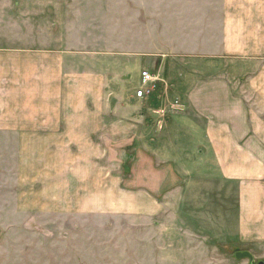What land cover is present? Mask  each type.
<instances>
[{
    "label": "crops",
    "instance_id": "crops-1",
    "mask_svg": "<svg viewBox=\"0 0 264 264\" xmlns=\"http://www.w3.org/2000/svg\"><path fill=\"white\" fill-rule=\"evenodd\" d=\"M8 1L0 0V132L3 137L4 130H10L12 143L22 145L25 158L19 156L18 168L21 163L20 168L35 170L32 156L44 152L43 167L54 176L48 183L44 180L45 191L37 198L42 204L39 208H57L61 195L67 202L65 193L79 192L87 193L80 198V206L99 208L100 192L115 191L125 194L119 201L127 207L131 187L99 188L102 142L103 159L130 165L131 175L148 180L172 169L167 174L177 178L172 194H181V187L188 186L189 191L203 187L209 192L216 191L213 186H233L241 233L264 241V71H259L257 63L264 56V28H244L243 16L249 14L244 0H156L163 1V7L171 1L170 9L152 10L151 28H203L204 37L196 40L199 45L195 43L202 57L167 64L159 72L175 83V91L159 89L139 99L138 84L127 104L109 111L110 120L104 122L82 118L87 91L75 69L65 73V56L37 49L30 41L23 46L14 37L4 40L2 28H21L14 17H21L19 7L14 5L15 14L13 0ZM36 1L28 0L32 3L23 6L21 15L36 17ZM104 1L110 4L106 14L100 9V23L81 24L75 15L65 21L60 17V28H149L150 24L133 21L131 10L112 11L111 3L117 0ZM45 22L44 28L58 27ZM95 90L97 96L102 93L100 83ZM66 108L80 119L61 117ZM95 111L98 119L99 110ZM136 169L139 172H132ZM26 178L25 186L37 180ZM154 178L144 181L150 187L141 191H157L160 183ZM77 196L72 199L75 203ZM176 199L181 206L179 196Z\"/></svg>",
    "mask_w": 264,
    "mask_h": 264
},
{
    "label": "rangeland",
    "instance_id": "rangeland-1",
    "mask_svg": "<svg viewBox=\"0 0 264 264\" xmlns=\"http://www.w3.org/2000/svg\"><path fill=\"white\" fill-rule=\"evenodd\" d=\"M42 2L36 1V17L28 18L21 15V10L32 2L13 0L14 11L15 4L19 7L21 17H14L21 28H2L4 40L12 41L14 37L23 46L30 41L37 49L65 56V73L70 74L71 69H75L82 75L87 91L83 97L84 120H110L109 111L118 104H127V99L137 89L136 85L140 84L139 73L143 70L159 78L151 96L159 89L175 91V83L161 74V68L167 64L171 66L173 62L202 57L201 47L195 43L204 37L203 28L200 31L198 28H151L154 24L152 10L170 9L171 1L165 2L164 7L163 1L156 0H117L116 4L111 3L112 11L131 10L130 18L137 23L150 24L149 28H60V20L75 15L80 16L81 24H91L92 20L100 23L102 17L98 19L99 13L103 12L100 9L106 14L110 2ZM243 3L244 10L249 13L243 16L244 28H264V0H244ZM28 19L32 21L31 26H28ZM44 21L58 27L44 28ZM257 63L259 71H264V56H259ZM97 82L102 92L99 96L95 90ZM97 109L99 118L95 119ZM60 116L80 119L79 114L68 108L61 111ZM10 132L4 130L3 137L0 132V264H251L247 259H236V252H249L253 264L264 263V241L253 240L251 235L241 233L237 194L233 186H213L216 190L213 192L203 187L189 191L191 187L188 186L187 189L181 187V194H172L170 190L177 184V178L169 176L172 169L162 176L153 174L148 180L140 176L141 182L139 176L131 175L130 165L124 167L108 158L103 159L105 145L102 142L97 178L99 188L131 187V193L126 195L131 200H127V207L119 201L125 198V194L115 191L100 192L99 208L86 203L84 207L80 206V198L87 196L81 192L65 193V196L68 194L67 202L61 195L57 208H39L42 204L37 198H41L45 191L44 180L50 182L48 178L54 173L44 169V152L40 151L32 156L36 159L35 170L20 168L21 163L18 168L19 156L24 159L25 151L22 145L12 143ZM83 162L86 168L87 162ZM95 171L89 170V176ZM26 176L35 177V184L25 186ZM154 177L160 183L158 190L141 191L150 187L143 182L155 181ZM76 195L75 203L72 199ZM177 196L182 201L181 206L175 203ZM113 204L122 207H113ZM52 205L56 206L54 202Z\"/></svg>",
    "mask_w": 264,
    "mask_h": 264
},
{
    "label": "built area",
    "instance_id": "built-area-1",
    "mask_svg": "<svg viewBox=\"0 0 264 264\" xmlns=\"http://www.w3.org/2000/svg\"><path fill=\"white\" fill-rule=\"evenodd\" d=\"M159 80L158 76L150 71L143 70L140 73V88L136 92V98L142 99L150 96Z\"/></svg>",
    "mask_w": 264,
    "mask_h": 264
},
{
    "label": "water",
    "instance_id": "water-1",
    "mask_svg": "<svg viewBox=\"0 0 264 264\" xmlns=\"http://www.w3.org/2000/svg\"><path fill=\"white\" fill-rule=\"evenodd\" d=\"M234 257L238 260L247 259L251 264H253V256L249 252H236ZM257 264H264L262 261Z\"/></svg>",
    "mask_w": 264,
    "mask_h": 264
}]
</instances>
